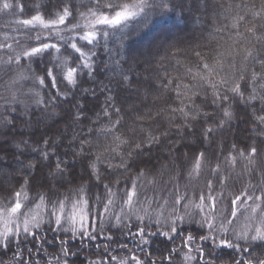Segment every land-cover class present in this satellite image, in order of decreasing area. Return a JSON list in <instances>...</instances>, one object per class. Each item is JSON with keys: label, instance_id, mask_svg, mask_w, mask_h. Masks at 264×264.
Here are the masks:
<instances>
[{"label": "snow or ice", "instance_id": "snow-or-ice-1", "mask_svg": "<svg viewBox=\"0 0 264 264\" xmlns=\"http://www.w3.org/2000/svg\"><path fill=\"white\" fill-rule=\"evenodd\" d=\"M26 2L27 0H16L20 13L26 11L24 6ZM182 4L183 0H80L77 5L72 3V0H49L50 6L44 5L43 11L41 6L37 5L34 9L35 14H32L30 18L16 21L17 25L27 29V39L32 43L26 46L20 40L7 43L8 37H5V43L0 44V69L7 73L11 65H21L22 59L28 61L26 66L21 65V70L16 71L8 88L11 89L20 80L32 79L39 88L47 87L48 95L53 98L45 100L39 96L38 91H33L32 95L37 97L35 103L54 105L56 100L67 99L70 91L80 87L82 75H91L93 57L97 55L96 49L101 46V38L107 41L113 33L118 31L126 35L123 33V28L130 22H137L135 24L137 28L140 26L146 28L153 22L154 17L166 16ZM247 7L246 3L236 5L238 9ZM9 9L15 11L14 5L4 2L0 11ZM261 10H264V0H261ZM247 16L248 12L243 15L237 14L226 26L234 30V43H238L243 38L240 27L246 22ZM251 16L253 19H258L260 11L251 12ZM37 28L45 30L47 34L36 31ZM246 31L254 33L255 26L247 28ZM257 39L259 40L260 37L258 36ZM229 47L231 51L228 52V56L233 59L229 65L233 69L231 73L221 75L226 58L215 59L214 64L204 62L202 68L197 65L199 71L187 70L191 79L195 81L191 87L188 83L181 84L171 77L163 87L166 92L175 91L177 98L183 95L189 101H192V96L198 97L200 91H203L205 103L209 97L211 98L213 112L222 111L223 116L218 124L215 117L210 121L206 120V123L215 125V127L209 126L203 129L206 140L212 139L216 128L223 129L226 123L235 118L233 104H243L246 108L252 109L251 135L256 139L253 140L252 146L243 145L238 153H236L237 145L234 143L225 160L226 165L230 164L235 169L238 161L248 160L249 164H252L253 161L250 158L261 156L258 145H264V72L253 71L250 77L246 76L243 70L246 67L245 63L241 66L240 74L237 75L234 59L240 51L232 45ZM38 57H50L51 66L44 65L41 72H31L29 76L22 69L26 67L31 70L32 63ZM243 59L245 62L250 61L253 65L264 66V47L256 50L255 54L251 49L246 50ZM197 85L200 91L193 92L192 89ZM0 99H3L5 103H21L14 93L10 100L6 96H0ZM110 102L111 98H109ZM187 107L191 111V116L185 112L184 106L173 107L171 111L182 114L185 120L190 118L195 121L201 115L209 116L207 112L201 113L199 108L193 109L191 103ZM119 111L120 109H117V112ZM103 114L108 115L107 108ZM115 123L120 124V120H116ZM101 131L106 134L111 133L112 126L105 127ZM159 142L158 136H148L135 145L137 154L143 155L145 148L151 150L152 145ZM43 143L50 146L54 142L45 140ZM113 143L115 147L108 146L105 151L120 155L117 149L128 141L116 136ZM77 155L82 158V167L85 168L88 177L87 184L82 183L64 191H61L64 187L63 183L54 184L53 188L40 185L39 187L45 190L36 191L30 175L31 169L35 167L32 164H29L28 170L21 174L22 179L9 182V187L0 183V225H2L0 254H6L13 246L16 248L13 260L9 264H30L23 259L21 245L25 242L31 243L38 250L41 247L39 242L43 239L40 236L41 229L54 234L51 240L53 245H55L56 237L63 234L69 240L79 239L86 242L87 246L100 238L105 231L115 229L121 235L137 239V247L142 249V246L148 244L149 238L153 236H161L174 242L176 237L181 235L177 221L194 224L199 229L195 233L188 231L186 236L181 237L182 248L170 250L165 246L158 258L152 259L135 254L129 255L131 249L124 255H117L108 245H105L104 252L97 253L99 259H90L88 264H164L165 261L167 264H172L173 257L179 256L180 252L187 248L188 253L184 257L186 264L187 261L198 260L199 257L206 255L205 249L199 243L201 241L205 245L211 241L213 250L226 248L233 250L234 253L250 251L258 253L255 260L251 258L238 260L233 255L232 264H264V167L260 169L259 180L256 182L255 174L246 165L245 173L250 175V181L236 189L228 184L230 177H220L219 163L211 167V158L206 152H192L191 157L185 154L187 167L182 165L180 172L170 176V181L173 182L171 190L167 189V182H165L161 190L168 191V195L156 199L155 207H153V200L148 199L146 193L145 199L141 200L142 189L148 185H159L161 181L155 176L150 178L148 170L141 168L136 172L135 177H128L122 183V178L130 167L125 163L123 156L119 165L109 162L106 168H98V163L104 162L103 152L96 154L95 159L83 151ZM128 155L131 156L132 153L129 152ZM85 157H87L86 160ZM42 159L51 160V156L44 151ZM64 164L65 161L61 160L50 171L49 176L53 181L57 177L64 178L65 168L62 167ZM206 167L215 180L208 178L205 173ZM115 168L121 171L113 175ZM185 174L189 184L205 176L202 188L196 191L195 185L192 187L198 202H193L189 198V184H183L182 190L180 181ZM217 184L221 186L219 191H217ZM115 185L120 187L117 188ZM226 189L230 191V195ZM31 193L35 194L31 195ZM160 200H163L162 204ZM118 202L120 211L117 213L114 208ZM69 207L71 211L68 210ZM206 207L207 212H205ZM169 209H171L170 212H168ZM165 212H168V215H165ZM241 216L244 222L237 223ZM257 220L260 222V227L255 226ZM44 225L47 227H43ZM153 225L155 227H152ZM114 235L115 232L105 239L113 241ZM63 236L60 238L59 250L54 248L49 253L55 259H49L47 264H65L61 257L68 256L71 248L65 247L67 241ZM217 239L219 243L216 242ZM114 242L122 249L127 248V245L120 241ZM192 244L196 245L194 249L190 247ZM32 251L33 249H28L29 254ZM193 251L197 253L196 256L191 255ZM0 264L3 262L0 261Z\"/></svg>", "mask_w": 264, "mask_h": 264}, {"label": "trees", "instance_id": "trees-1", "mask_svg": "<svg viewBox=\"0 0 264 264\" xmlns=\"http://www.w3.org/2000/svg\"><path fill=\"white\" fill-rule=\"evenodd\" d=\"M34 2L35 0H27L24 5L26 8L24 13L19 12V5L16 3V0H10V3L14 5L15 11L13 9L0 11V44L5 43V37H8L7 43H14V40H20L25 46L32 43V41L27 39V29L17 25L16 21L30 18L32 14H35L34 9L37 5L34 4ZM72 3L79 5L80 0H72ZM245 3L248 5L247 8H236L237 4ZM39 5L41 6V11H43V6L49 5V2H45L44 0V2ZM253 5L255 6L253 7ZM2 6L3 0H0V9H2ZM255 11H260V17L258 19H253L251 16V12ZM245 12H248V16L246 22L240 27L243 38H241L238 43H234V30L226 26L232 22L233 16L237 14L243 15ZM136 23L137 22H130L123 28V33H126V35H122V33L118 31L113 33L107 41H104L102 38L100 39L101 46L96 49L97 55L93 57L91 75H82L80 87L70 91L67 99L62 98L56 100L54 105H37L35 103L37 97L32 95L33 91H38L39 96L45 100L53 98L48 95L49 90L47 87L39 88L38 85L34 84L32 79H28L21 83L23 94L25 93V95H18V97L24 98V101L32 100L31 102L34 104L28 106L24 118L18 116V112L21 111L22 103H5V101H0V111H3L4 116L2 126L5 128V131L3 136H7L10 130H13L12 133L15 134L14 128L17 127V123H12L15 119L33 123V127H30L29 130H18V134L26 136L22 141L27 143L28 151L30 150L27 156L30 154L31 158L27 159V156L24 155L26 157L24 160H29L28 165H35V167L31 169L30 175L33 178L32 183L36 191L45 190L39 187L40 185H44L42 183L45 181L43 178V168L41 169L39 166L49 164L50 167L54 169L55 164L61 160L65 161V164L62 166L65 168L63 183H69V188L75 185H73L75 181L78 182L76 185L83 183L81 180L80 182L77 181L78 172H81L85 177L84 182H88L86 170L82 167V163H80L79 167H75L81 156L78 155L75 159V157H73L75 154L72 155L74 149L80 153L82 151L87 153L92 159H95L96 154L103 152L104 156L102 159L104 162L98 163V168H106L109 162L113 165H119L121 163V156H123L125 163L130 165V167L122 178V183L123 180L128 177H135L136 172L141 168H147L150 178L152 176L157 177V173L151 172L154 167V162H157L163 155V149L168 146L166 141L171 140L174 135L173 132L177 130V128H174L172 132L169 133L163 131L164 125L166 124L165 121L170 123L177 122V125L174 126L180 127L182 133L189 131L197 134L199 142L193 145L177 144L178 146H176V149L179 151V159H182V162L180 164L177 160L175 162V170L172 166V169H169L164 176L159 178L161 181L159 184L160 188L158 186L148 185L150 186L149 189H142V195L146 193L147 198L150 199L153 198L155 193L161 192L160 189L164 188L165 182H167V189L171 190L173 182L170 181V176L173 175V171L178 173L181 171L182 165L187 167L185 159L181 157V154L185 155L188 151L190 154H192V152H206L211 158V167H215L217 163L221 165V172L219 175L221 178H224L229 176L227 171L232 167L230 165V167L228 166L226 169L227 165L222 166L221 163L223 160V162H225L226 157L229 156V150L232 145L234 143L237 145L236 153H238L245 144L252 146L253 140L256 139V137L251 135L253 122L250 119V113L252 109L246 108L243 104L235 103L232 105L235 117L232 120L233 123L231 121L226 123L223 129L216 128L212 142L205 146L203 150H197L201 141H208L204 139L203 129L209 126L215 127V125L206 123V120L210 121L211 118L215 117L216 123L218 124L223 116L222 111L217 110L213 112L210 97L207 99L206 103L204 102V93L200 91L199 85L193 88L192 91H200V96H192V101H189L183 95L177 98L175 91L166 92L163 85H166L168 79L171 77L174 80H178L181 84L188 83L189 87H191L195 81L191 79L187 70L191 69L192 72L199 71L197 65L202 68L204 62L214 64L215 59L226 58L221 75L231 73L233 69L229 67V65L233 62V59L228 56V52L231 51L229 45H232L240 51V54L236 55L234 59L236 64L235 72L237 75L240 74L241 66L245 63L246 67L243 70L246 76L250 77L253 71L257 73L264 72V66L260 64L253 65L250 61L245 62L243 59L246 50L251 49L253 54H255L256 50L264 47V10H261V0H183V4L177 7L174 12L170 11L168 15L163 17H154L153 22L146 28L143 26L137 28L135 26ZM253 26H255L254 33L246 31L247 28ZM217 29L223 30L218 31ZM36 31L47 34L45 30L40 28H37ZM258 36L260 37L259 40L257 39ZM17 51H19V48H17ZM138 51L140 52L139 54L144 56L150 55L147 59L150 61L149 63L152 64L146 66L148 69L145 68L143 56L140 57L136 54ZM197 53L200 55L197 56ZM4 58L7 59V57ZM50 60V57L36 58L35 62L31 65V70L27 69L28 75L30 76L31 72H41L44 65L51 66ZM28 63L29 62L26 60H21V65L26 66ZM21 65H11L7 73H5L3 69L0 70L1 96V91L4 93V89H7L6 86L11 79L15 77L16 71L21 70ZM135 73H137V76H144V74L148 73L149 78L147 81L139 82L135 78ZM108 76H111V78ZM125 76H127V80H125ZM216 79H219V77H216ZM121 83L127 86L135 84L136 87L140 85L142 87L141 91H148L149 96L152 98H144L143 102L136 101L137 106L135 109H130L132 107L129 106L128 108L126 105L127 99L120 87ZM13 86L11 89L14 88ZM11 89H9V92L6 94L8 99L9 96H12L13 91H16L15 88L10 91ZM208 91H210V89ZM257 91H260V89H257ZM3 96L5 95L3 94ZM109 98H111L110 103ZM18 100L21 101V99ZM148 103H151L152 107L148 109V111H150L146 113L149 114L145 115L142 122L139 111L143 110ZM190 103L193 109L199 108L201 113L207 112L209 116L206 117L201 115L195 121L190 118L185 120L182 114L178 112L173 113L171 111L173 107L184 106L185 112H188L189 116H191V111L187 107ZM106 108L108 115L103 114ZM117 109H120V111L117 112ZM240 109H242V111H240ZM132 110L136 111V118L142 123L138 122L136 124V128L139 130L138 132L130 133L131 125L128 126L127 123L132 119ZM47 112H51L53 115L47 119L45 126L42 127V122L45 120L41 121L39 117ZM77 117L79 118L77 119ZM118 119L120 120V124L115 123ZM237 120H239V123ZM73 122H76L77 126H74L72 124ZM40 123L42 124L40 125ZM60 125H62V129ZM38 126L41 127L38 128ZM109 126H112L111 133L106 134L101 131V129ZM232 126L235 127V129L237 128L240 133L235 136V138L233 137L234 139L232 138V141L229 143V131ZM235 129L233 128V130ZM58 134L62 135L58 136ZM150 135L158 136L160 142L153 144L151 150L145 148L143 155H138V150L135 148V145ZM215 135H218V141L215 140ZM116 136H119L122 140L128 141L127 144H123L117 149L120 155L105 151V148L108 146L115 147L113 141ZM50 138L54 143L50 144V146L44 145L43 141L49 140ZM224 142L226 143L223 144L225 148L223 147L222 149V143ZM258 147L261 149V156L250 158L253 161L250 167L255 165L254 169L256 168L260 171L262 165H264V145H258ZM44 151L48 152L51 156V160L42 159V152ZM129 152L132 153L131 156L128 155ZM15 153H20V151H16ZM34 154L36 155L34 156ZM84 159L86 160L87 157ZM241 168L244 169L245 167L242 166ZM241 168L238 171L231 169L232 177L233 172L242 174L244 171H242ZM119 171H121V169L115 168L113 170V175H116ZM205 173L208 178L215 180L214 177L210 176L207 167L205 168ZM21 174H19L13 182L22 179ZM204 180L205 176H201L198 180L192 181L189 184L188 177L185 174L183 180L180 181L182 190L183 184H189V195L193 202L198 201L195 199L192 187L195 185V189L198 191L204 186ZM60 181L61 180L58 181V184H61ZM249 181L250 179L247 177H242L241 180L237 181L231 178L228 180V184L239 189ZM93 182L95 181L93 180ZM220 187L221 186L217 184V191H219ZM64 190L68 189H61V191ZM226 192L230 195V191L226 189ZM166 193L168 195V191ZM34 194L35 193H31V195ZM180 229L181 235L177 236L174 242L161 236H153L149 238L148 244L142 246V249L137 247V239L131 236L121 235V233L115 229L109 231L106 236L101 235L100 238L90 242V246H87L86 242H82L79 239L69 240L67 236L61 234L67 241L65 247L71 248L69 255L61 257V259L65 264H88L90 259H99L97 253H103L105 245H108L110 250L117 255H124L125 252L131 249L132 251L129 255L135 254L145 258L151 257L152 259H157L159 253L165 246L170 250L182 248L181 237L186 236L188 231L192 233L199 231L196 225L190 223H185ZM113 232H115L113 241L104 240L102 238L113 235ZM53 235V233L45 232L41 229L40 236L43 237V239L39 242L41 247L38 250L35 249L31 243L25 242L22 244L21 250L24 253L23 259L29 261L30 264H47L49 259L54 260L55 258L50 256L49 253H51L54 248L57 251L59 250L61 236L56 237L55 245H53L51 243ZM217 240L219 241V239ZM114 241H120V243L126 244L127 248H120ZM199 243L207 253L203 256V260H206V262H202L198 258V260H196L197 264H232L233 255H235L238 260L246 258L255 260L258 255V253H253L251 251L248 253H234L231 249L215 248L213 250L212 244L208 243L205 245L202 241ZM190 247L194 249L196 245L192 244ZM30 248L33 249L31 254L28 252ZM15 252L16 248L13 246L6 254H0V261H2L3 264H9V262L13 260ZM186 253H188V249L184 248L179 256L173 257L172 264H185L184 257ZM196 254L195 251L191 253L193 256ZM208 254L210 256H208ZM165 255H167V253H165ZM193 262L194 260L187 261L186 264H193ZM164 264H167V261H165Z\"/></svg>", "mask_w": 264, "mask_h": 264}, {"label": "rangeland", "instance_id": "rangeland-1", "mask_svg": "<svg viewBox=\"0 0 264 264\" xmlns=\"http://www.w3.org/2000/svg\"><path fill=\"white\" fill-rule=\"evenodd\" d=\"M4 2L10 3V0H3V3ZM43 2H44V0H35L34 4L39 5V4L43 3ZM45 2H49V0H45ZM139 53L140 52L138 51V53H136V54H138V56H140V57L143 56L144 61H145V68L148 69L146 66L152 64V63H149L150 61H148V59H147V57L150 56V55L148 54V56H144V55L139 54ZM0 70H2V69H0ZM23 71H25L27 73V68L23 69ZM108 77L111 78V76H108ZM135 78L139 82L140 81L141 82L142 81H147L148 78H149V74L147 73V74H144V76H142V75H138L137 76V73H135ZM22 81H26V80H20L17 84H15L13 86L16 89V91H13V93L16 95L17 99H21V103H22L21 111L18 112V116L20 118H24L25 117V113H26V111L28 109V106L30 104H34L33 102H31L32 100L31 101L30 100L24 101V98L18 97V95H20V96H24L25 95V93L23 94V88H22V85H21ZM7 86H6L7 89H4V93H2V91H1L2 96H3V94L6 96V94L9 92V88ZM120 87L122 89V92L124 93V96L127 99L126 100L127 107L128 108H129V106L132 107L130 109H135V107L137 106L136 101L137 102H143L144 101V98H146V99L152 98V97L149 96L148 91H145V92L141 91V88L142 87L140 85H138L136 87L135 84H132L131 86H127L126 84L121 83ZM14 88H12L10 91H12ZM155 93H156V91H155ZM9 99H11V96H9ZM0 101L3 102L4 100L3 99H0ZM150 107H152V105H151V103H148V105L146 107H144L143 110H140L139 111V115L141 116V121L142 122H143V119L145 118V115L146 114H149V113H146V112H149L150 111V110L148 111V109H150ZM240 111H242V109H240ZM132 113H133L132 119L129 120L128 123H127L128 126L131 125L130 133L131 132L132 133L133 132H138L139 130H138V128H136V124L138 122H141V121H139L136 118L137 117L135 115L136 111L135 110H132ZM51 115H53L51 112H49V113L47 112V113L42 114L39 117L41 121L42 120H45V121L42 122L43 124L40 123V125L42 124L41 125L42 127L45 126V122L47 121L48 118H50ZM3 121H4L3 111H0V183H4L6 187H9V182H13L14 179L19 174H21L24 171L28 170V161L29 160L28 161L27 160H24V159H26V157L24 155L27 156V154L30 153V150L28 151V145H27V143H25L24 141H22V140H24L26 138V136L19 135L18 134V130H21L22 129V130L27 131V130H29L30 127H33V123H29L28 121H22L20 119H15L12 122L13 124H16L17 123L16 125H17L18 128L17 127L14 128V131H15L14 133L15 134L12 133L13 130H10V131H8V135L7 136L6 135L3 136L4 135L3 133L5 131L4 130L5 128H3V126H2V122ZM231 122L233 123V121H231ZM237 122L239 123V120H237ZM165 123L166 124L164 125V128H163L164 130L163 131H166L167 133H169V132H172V129H174V128H177V130H176V132H173L174 135L172 136L171 140L166 141V143H167L168 146H166L163 149V153L161 152L163 155L157 160V162H154V167L152 168L151 172L152 173L153 172L157 173L156 174L157 175V177H156L157 179H159L161 176H164L166 174V172H168L169 169H172V166H173V169L175 170V168H176L175 162L177 160L181 164L182 159H179V151H178V149H176L177 148L176 146H178L177 144H180L181 143V144H185V145H193L196 142H199L198 141L197 134H194L193 132H189L188 130H185V131H188V132L182 133L180 127H175L174 125H177V122H175V123L171 122L170 123L168 121H165ZM72 124L74 126H77L76 122H73ZM41 126H38V128L41 127ZM60 128L61 129L63 128L62 125H60ZM233 128L235 129V127L232 126V128L229 131V138H230L228 140L229 143L232 141V138L233 137L235 138V136L239 135V133H240V131H238L237 128L235 130H233ZM243 130H244V127H243ZM62 134H58V136L59 135H62ZM55 136H57V135H55ZM214 137H215V140L218 141V135H215ZM51 138L48 141H51ZM217 141H216V143H217ZM210 142H212V139L211 140H208V141H203V142L201 141L199 143L200 146L197 148V150H199V149L203 150L204 147L207 146ZM223 144H226V143L225 142L222 143V149L224 147ZM217 146H218V143H217ZM16 151H20V153H15ZM78 153H80V152L79 151H76L74 149L72 155L75 154L73 156V157H75V159L77 158V156H78L77 154ZM36 154H34V156ZM186 154L189 157L191 156V154H190L189 151ZM30 156L31 155L29 154V156H27V159H30L31 158ZM181 157L184 159L185 158V155L184 154L183 155L181 154ZM78 160H79V162L77 161V166H75V167H79L80 163H82L80 157H79ZM219 160H221V159H219ZM223 161H222L221 164H222V166H225L226 164ZM246 165L251 170V172L255 174V176H256V182H258L259 175H260V171H258L256 168L254 169L255 165H252V167H250L251 164H249L248 160H240V161H238L237 162V165H236V167H235L234 170H237L238 171L242 166L245 167ZM228 166L230 167V164L227 165L226 169L228 168ZM39 167H41V169L43 168V171L44 172L43 171L42 172L44 173L43 174V178H44L45 181L42 184H44L47 188H53L54 184H58V181L59 180H61L60 183H63V181H64L63 179L57 177V179L55 181H53L52 178L49 176L50 171L53 170V168L50 167L49 164H46L45 166L44 165H40ZM262 167H264V165H262ZM45 169H47V170H45ZM76 169H78V168H76ZM231 169H233V168H231ZM231 169H229L227 171V174L229 176H226V177H230V179L232 178V180L236 179V181L237 180H241L242 177H247L248 179H250V175L245 173V168L244 169L241 168L242 171H244L242 174L233 172V177L231 175ZM146 170H147V168H146ZM176 173L177 172H174L173 171V175H175ZM82 177H83V179H81ZM84 179H85V177L82 175V173L81 172H78L77 173V181L80 182V180H81V182H83L84 184H87L88 182H84L85 181ZM77 183L78 182L75 181L73 183V185L75 184L73 187L78 186V185H76ZM145 183L147 184V182H145ZM68 184L63 183L64 187L62 189H71V188H73L72 186H71V188H69L68 187L69 186ZM155 186H158L160 188V185H155ZM115 187L119 188L120 185H115ZM149 187L150 186H146L143 189H149ZM40 189H44V188H41L40 187ZM160 191L161 192H158L157 194L155 193L153 195V198L152 199L148 198L150 200H153V207H155V200L156 199H158L159 197H166L167 196V193H166L167 191L166 190H165V193H164V190H161L160 189ZM189 198L191 199L190 195H189ZM144 199H145V196L144 195H141V200H144ZM160 203L162 204L163 203V200H160ZM68 210L71 211L72 209L69 207ZM41 211H44V210H41ZM114 211L117 212V213L120 211V209H119V202L117 203V206H115ZM170 211H171V209L168 210V212H170ZM207 211H208V209L206 207V212ZM168 212H165V215H168ZM161 219H163V217H161ZM243 222H244V218H243V216H241L240 219L237 221V223H243ZM185 223H187V222H185ZM185 223H181L180 221H177V224L180 227H182ZM44 226L47 227V225H44ZM255 226L256 227H260L261 226L259 220H257L255 222ZM0 227H2V225H0ZM108 233H109V231H105L102 234V236H106ZM102 238L104 240H107L104 237H102ZM216 242L219 243L218 240ZM209 243L212 244L211 241ZM217 249H220V248H217ZM224 249H226V248H224ZM219 251H222V250H219ZM208 256H210V255L208 254ZM199 260L202 261V262H206V260H203V257H199ZM193 264H197L196 260H194Z\"/></svg>", "mask_w": 264, "mask_h": 264}]
</instances>
